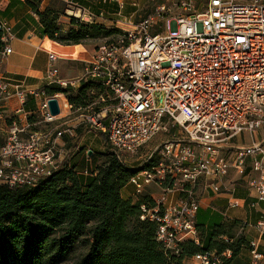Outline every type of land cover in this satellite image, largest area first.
I'll return each instance as SVG.
<instances>
[{"label": "built area", "instance_id": "1", "mask_svg": "<svg viewBox=\"0 0 264 264\" xmlns=\"http://www.w3.org/2000/svg\"><path fill=\"white\" fill-rule=\"evenodd\" d=\"M59 1L74 9L69 11L74 19L85 22L81 6ZM160 2L142 20L125 22L127 42L98 47L79 80L62 79L56 55L49 54L45 80L61 92L49 96L45 90L14 86L20 105L16 114L26 115L28 97L42 98V123L48 128L32 131L33 125L13 123L0 146V187H36L63 169L68 155L65 135H75L74 128L57 125L66 118L79 115L87 127L99 129L119 158L139 153L177 128V134L153 150L155 165L129 181L136 195L147 186H158L154 206L142 205L141 220L158 225L157 243L166 254L179 256L187 241L201 245L196 224L200 201L193 191L201 179L209 181L213 193L223 194V180L234 169L248 178L257 203L264 202V138L233 144L264 127V0ZM0 31L1 64L12 53L8 43L14 36L7 21L0 22ZM82 81H97L110 91L113 109L73 104L66 90ZM11 86L0 85V101L9 98ZM50 99L58 101L59 116L51 115ZM240 206L236 198L229 201V208ZM258 228L263 234L264 221ZM258 247L251 243V264L264 263ZM232 255L229 250L202 251L186 264H224Z\"/></svg>", "mask_w": 264, "mask_h": 264}, {"label": "trees", "instance_id": "2", "mask_svg": "<svg viewBox=\"0 0 264 264\" xmlns=\"http://www.w3.org/2000/svg\"><path fill=\"white\" fill-rule=\"evenodd\" d=\"M44 1L25 0L39 21L33 16L30 19L36 23L38 35L61 45L78 46L84 40L119 32L96 22L71 18L70 29L63 33L60 18L65 13L64 5L51 0L42 10ZM91 84H85L79 97L70 99L71 102L84 106V97L94 88ZM45 92L54 95L61 89L49 86ZM85 131L86 128L80 127L76 137L69 139L70 152L78 149ZM100 137L107 145L106 137ZM4 144L0 142V146ZM102 155L108 160L96 165V169L89 168L88 174L84 173L86 170L79 173L67 162L62 170L36 187H0V264H60L73 258L74 240L78 237L83 238L89 249L74 264H186L197 253L214 252L201 239L200 246L193 241L182 244L179 256L166 254L156 240L158 225L148 219L141 220L142 205L154 206L150 193L137 202L126 201L121 195L129 179L141 169L152 167L151 164L133 169L111 149ZM132 219L133 227L128 226ZM218 235L221 234H211L208 241L216 240ZM248 246L240 237L232 244L220 245L217 252L229 250L233 258L242 247Z\"/></svg>", "mask_w": 264, "mask_h": 264}, {"label": "crops", "instance_id": "3", "mask_svg": "<svg viewBox=\"0 0 264 264\" xmlns=\"http://www.w3.org/2000/svg\"><path fill=\"white\" fill-rule=\"evenodd\" d=\"M50 1L51 0H45L43 2L42 10L48 6ZM72 1H75L78 5V2L82 4L81 7L84 9L85 13L84 19L87 23L96 22L101 25H106V16L110 20L122 18L125 22L137 21H134L132 18L138 6V3H135L136 0H124L123 3L125 4L123 7H120L118 3L112 2L111 0ZM69 11L72 10H67L68 13H70ZM71 14L72 13L68 15ZM30 16H33L35 20L39 21L38 17L30 10L29 6H27L25 0H0V22L7 21L12 27L14 36L8 43L12 53L0 64V85L4 82H9L12 85L9 89V98L5 99V101H0V103L4 102L0 104V114L4 117L5 115L6 117L12 115L17 117V119H21V121L25 119V124H21L22 127H26L28 124L34 126L30 121L32 118L31 116L35 114L41 115L40 107L43 99L28 97L24 105L26 115L20 114V116H18L16 114V109L20 105L15 95L14 86L20 84L24 88H37L40 90H45L49 86L55 87L56 85H48L45 80V75L49 68V54L51 53H54L57 57L56 64L60 72V77L68 80H79V78L85 74L95 56L92 57L82 45L61 46L49 37L38 35L36 23L30 19ZM71 20L72 19L62 15L60 18L61 32L66 33L70 29ZM108 23H113V21ZM94 82L103 87L97 81H82L77 87H71L66 90V93L69 95L70 99L77 98L85 84ZM89 92L94 94L93 89L89 90ZM98 92L99 100L97 103L100 105V109H106L108 112L111 111L114 104L107 105L103 96L104 94H102L100 90H98ZM83 107H88V105H84ZM28 116H30L29 121L27 120ZM82 120V117L77 115L57 122V125L60 127L70 126L74 128L75 135L73 137L65 135L66 150L68 153L66 163L71 162L79 173L89 168L92 169V167L94 168V166L100 163L99 159H97L95 163V160L91 157L94 153L89 151L93 149L92 145L89 143L97 138V134L88 130ZM74 124H77L78 127ZM80 127L86 128L85 134L81 137L78 149L70 152L68 149L69 139H74L76 137L77 129H80ZM31 130L34 131L33 128ZM176 132L178 133L179 131L177 130ZM176 132L174 134H177ZM247 134L248 133L244 134L241 139L244 140L247 138ZM259 134L260 133L255 137L251 136V140H259ZM88 137L93 138L91 140ZM236 144L240 145L237 142ZM201 180L200 182L205 184L206 191L202 192L201 197H199L200 211L196 219L200 239L204 240L206 246L209 244L213 248L212 251L217 252V247L220 245H224L227 242L232 244L240 237H243L249 246L242 247L240 254L233 257L230 261L228 260L229 262L226 261L225 264H251V243L257 242L259 245V252L264 253V233L261 234L258 228L259 224L264 221V202L257 203L255 193L251 192L248 188V178L244 176L241 177L234 169H231L228 176L223 180V194L213 193L209 181ZM225 192H230V194ZM121 195L126 201L133 199L134 202H137V200H139L137 197L135 198V189L130 183L122 190ZM150 195L153 199L156 198L155 193H150ZM174 198H176V195ZM231 198L239 200L241 206L238 208H229V201ZM215 233H220L221 235H218L217 239H214V241H208L209 236Z\"/></svg>", "mask_w": 264, "mask_h": 264}, {"label": "rangeland", "instance_id": "4", "mask_svg": "<svg viewBox=\"0 0 264 264\" xmlns=\"http://www.w3.org/2000/svg\"><path fill=\"white\" fill-rule=\"evenodd\" d=\"M73 3L76 4L75 1H73ZM78 3L80 6H82V4L80 2H78ZM135 3H138V6L136 7L135 14L132 16V18L134 21H136V20L140 21L143 18H145L146 16L150 15L151 12L161 2H160V0H136ZM61 4L64 5V8H65L64 9L65 13L63 16H66L69 19L73 18L72 15H68L70 13L67 12V10H72L73 8L69 7L68 5H66L62 1H61ZM110 21H113V23H108ZM105 24L106 25H103L105 28H108L111 30H118L119 32L115 35H107V36H100L98 38L87 39V40L82 41L81 44H79V45H82L85 49H87V51L89 52V54L92 57L97 53V51L99 49L98 47H100L103 44L108 43V44H113V45H119V44H121L122 41L127 42L128 36H126L127 34L123 31V29H126L127 27L125 25V21L122 20V18H116V19L110 20L106 16ZM58 44L61 45L60 43H58ZM61 46H63V45H61ZM91 85L94 87L93 88L94 94L88 92L87 96L84 97V99H83V101L85 102V105L91 106L93 109H96V110L100 109V107H99L100 105L97 103L99 100V94H100L98 92V90H100V92L102 94H104L103 96H104V99H105V102L107 103V105H111V104L113 105L115 103V101L113 99L114 95L110 91L101 87L96 82H94ZM2 103H4V102H2ZM2 103H0V104H2ZM29 117L30 116L27 117L28 121L30 119ZM31 117L33 118L32 123L34 124V126H33L34 131L35 130H42V131L47 130L48 126L46 124L42 123L41 115L35 114ZM25 121H26L25 119L23 121H19L17 119V117H14L12 115H9L7 117L5 115L3 120L0 119V142L6 143V138L8 136L9 130L11 129V127L14 126L13 123H16V125H18V127H22L21 124H25ZM74 125L76 127H78L77 124H74ZM84 125L88 130L93 131L94 133L97 134V138H95V140H92L93 137L92 138L88 137L89 139L92 140V142L89 144H91L92 148H93L89 151L94 153V155H92L91 157L95 160V163L97 162V159H99L100 163L98 165H101L108 160V157L105 155H102L101 153H107L108 149L110 150L111 147L108 145V141H107V145H105L102 142V139L100 136L103 135L105 137V135L99 129H96V128L91 129V128L87 127L86 124H84ZM54 126L55 125H52V128ZM175 130L177 131L178 129H171L169 134L159 135V137L156 138L152 143H150L148 146L142 148L139 153L133 154V155L129 154V153H124L120 156V158L123 160V162L125 164H127L128 166H130L133 169H140L141 166L145 164V161L149 162L151 165H155V162H156L155 158H157V157L153 158L154 157V156H152L153 150L156 147H158L161 143L169 140V138L174 136L173 134L176 132ZM258 133H260L259 139L260 140L263 139L264 138V127H262L260 130H258L257 134ZM247 135H248L247 138H245L244 140H242L241 137L235 139L233 141V144H236V142L238 144H240L238 146H244V145L251 144L252 143L251 136H253V135L250 133H248ZM106 140H107V137H106ZM224 152L226 153V156H229L230 151L228 152L226 150ZM151 157H152V159H150ZM67 158H68V156L66 157V160H67ZM152 161H154V162H152ZM92 169H96V167L94 166V168L92 167ZM84 173L88 174L87 170ZM193 191L197 195V198L199 199V197H201V195H202L201 193L206 191L205 184L203 182L198 183L197 187ZM160 192L161 191L159 190L157 185H151V186L145 187V189L141 192L140 195L135 194L134 196H135V198L137 197V199H140L142 196H145L146 194L155 193L156 197H157L158 194H160ZM134 225H135V221L133 219L128 222V226L133 227ZM88 249H89V245L83 242V238H81V237L76 238L74 240V252L72 253L73 258H71V260L69 259L68 261L62 262L60 264H74L75 261L81 259L84 256V254L88 251Z\"/></svg>", "mask_w": 264, "mask_h": 264}, {"label": "water", "instance_id": "5", "mask_svg": "<svg viewBox=\"0 0 264 264\" xmlns=\"http://www.w3.org/2000/svg\"><path fill=\"white\" fill-rule=\"evenodd\" d=\"M51 115L53 116H59L61 113V110L59 109L58 106V101L56 99H50L48 103ZM92 154V153H90Z\"/></svg>", "mask_w": 264, "mask_h": 264}]
</instances>
